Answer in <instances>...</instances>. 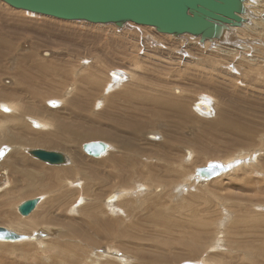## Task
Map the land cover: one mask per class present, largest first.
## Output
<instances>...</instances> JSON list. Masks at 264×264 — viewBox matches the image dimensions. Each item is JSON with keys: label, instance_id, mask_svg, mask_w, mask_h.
<instances>
[{"label": "rangeland", "instance_id": "obj_1", "mask_svg": "<svg viewBox=\"0 0 264 264\" xmlns=\"http://www.w3.org/2000/svg\"><path fill=\"white\" fill-rule=\"evenodd\" d=\"M253 2L258 23L246 16L250 26L234 29L230 43L202 45L189 33L177 38L130 21L119 28L61 19L0 0V147L9 148L0 159V215L7 218L0 226L31 234L27 222H34L42 233L36 240L0 241V264H264V0ZM200 99L207 108L196 105ZM142 103L159 107L161 115H151L158 124L146 126L150 115L142 117ZM32 117L50 121L55 140L69 138L74 153L25 144L48 132ZM95 128L112 134H73ZM99 139L112 146L103 156L83 151V143ZM29 148L60 150L70 162L51 165ZM241 152L247 154L236 160L242 168L206 182L194 177L196 167ZM73 156L81 166L70 176L26 174L37 164L47 173L46 167L64 168ZM166 176L172 180L159 194L142 187L147 177ZM126 189L131 194L111 204L110 193ZM34 197H41L36 208L21 214L18 205ZM122 218L131 235L124 247L103 227ZM135 231L142 240H133Z\"/></svg>", "mask_w": 264, "mask_h": 264}, {"label": "water", "instance_id": "obj_2", "mask_svg": "<svg viewBox=\"0 0 264 264\" xmlns=\"http://www.w3.org/2000/svg\"><path fill=\"white\" fill-rule=\"evenodd\" d=\"M8 4L35 13L68 20H87L94 23H113L123 28L127 22L154 26L158 31L181 36L190 33L206 39H223L230 26H241L242 16L247 13L246 0H3ZM104 140H92L82 146L84 152L99 157L108 148ZM33 156L50 164L68 162V155L55 150L33 148ZM3 155V150L0 151ZM232 167L231 163L210 161L196 168V178L209 180ZM41 197L27 199L18 205L23 215H29ZM0 226V239L17 240L27 237ZM181 264H203L199 261H184Z\"/></svg>", "mask_w": 264, "mask_h": 264}, {"label": "bare ground", "instance_id": "obj_3", "mask_svg": "<svg viewBox=\"0 0 264 264\" xmlns=\"http://www.w3.org/2000/svg\"><path fill=\"white\" fill-rule=\"evenodd\" d=\"M246 5L248 6V11H247V13H245V14H243L242 16L245 18V22L243 23V25H241V26H230V30H228L226 33H225V36H224V38L223 39H219V38H214V39H212V40H210V39H206V41L204 42V43H201L200 42V44H202V45H204L207 41H210L212 44H216V42L217 41H219L220 43H222V44H228V43H230V33H232V31L234 30V29H238V28H242V27H248V26H250V18L249 17H246V16H251L252 18H253V20H257L256 18L254 19V12L252 13L251 11H253V9H254V5H255V2H253V0H246ZM256 6V5H255ZM21 10H23V9H21ZM251 10V11H250ZM23 11H28V10H23ZM33 13H35V12H33ZM40 14V13H39ZM42 15H46V14H42ZM49 16H51V15H49ZM55 17V16H54ZM58 18V17H57ZM62 19V18H61ZM68 20V19H67ZM259 20V19H258ZM260 21V20H259ZM258 21V22H259ZM130 22H133V21H130ZM130 22H128V23H130ZM257 22V21H256ZM257 22V23H258ZM262 22V21H261ZM94 23V22H93ZM254 23V22H253ZM252 23V24H253ZM104 24V23H103ZM106 24H109V23H106ZM112 24V23H111ZM139 24V23H138ZM142 25H144V27H145V25L146 24H142ZM146 27H154V26H151V25H146ZM157 30V29H156ZM158 31V30H157ZM158 32H160V31H158ZM161 33H165V32H161ZM166 34H170V35H173V34H171V33H166ZM190 34V33H189ZM182 35H184V36H186V35H188V33H184V34H182ZM190 35H192V36H194V37H199V41H200V36H197V35H193V34H190ZM175 37H177V38H181L180 36H175ZM239 46H243V45H239ZM244 47V46H243ZM45 53V52H44ZM48 53V52H47ZM50 53V52H49ZM47 55V54H46ZM38 58V57H37ZM48 65V64H47ZM38 67H39V65H37ZM41 66H42V64H41ZM41 66H40V68H41ZM44 66H46V65H43L42 67L44 68ZM49 66V65H48ZM48 66H47V68H48ZM46 68V69H47ZM41 70V72L43 71V69L41 68L40 69ZM40 70H38L39 72H40ZM40 72V73H41ZM44 72V71H43ZM126 73V72H125ZM45 74V73H44ZM44 74H42V75H44ZM113 74H122L120 71H113ZM129 74V73H128ZM112 75V74H111ZM126 75V74H125ZM125 75H124V77H120L122 80H118L117 82H125V80H123L124 78H125ZM113 76V75H112ZM43 77H45V76H43ZM65 76H63V78H64ZM128 77V76H127ZM46 78V77H45ZM44 79V78H43ZM45 82V81H44ZM108 89H109V87H108ZM69 90H72V87H71V89H69ZM137 91V90H136ZM139 91V90H138ZM178 91V90H177ZM133 92V91H132ZM159 92V91H158ZM151 93V92H150ZM162 93H165V92H162ZM146 94V93H145ZM168 94H170V93H168ZM122 95V94H121ZM129 95V94H128ZM127 95V97H129ZM147 95V94H146ZM145 95V96H146ZM151 95V94H150ZM165 95H167L166 93H165ZM126 96V95H125ZM144 97V96H143ZM140 98V97H139ZM148 98V97H147ZM150 98H152V97H150ZM111 99H112V97H111ZM126 99V98H125ZM137 99H138V97H137ZM144 99V98H143ZM207 99V98H206ZM156 100H157V98H156ZM182 100V99H181ZM158 101V100H157ZM156 101V102H157ZM183 101V100H182ZM115 102V101H114ZM117 102V101H116ZM134 102V101H133ZM151 102V101H150ZM170 102H172V100L171 99H167L166 100V103L168 104V105H170V104H172V103H170ZM181 102V101H180ZM207 102V100L205 101L204 99H200V100H198L197 102H196V105L197 106H199V108H201V107H205V108H207V104L208 103H206ZM128 103H129V108L130 107H132L131 106V99L129 98L128 99ZM184 103V102H183ZM135 104H136V102H135ZM134 104V105H135ZM178 105H179V107H180V104H182V102L181 103H177ZM5 106V107H9V104L7 103V104H2V106ZM126 105V104H125ZM124 105V106H125ZM113 106V105H112ZM182 106L183 105H181V107H180V111H179V114H184L183 113V109H185V107L184 108H182ZM186 107H188V106H186ZM208 107H209V105H208ZM118 108H120L119 107V104L117 105V109ZM125 108H128V107H124L123 109H121V110H123V111H126L125 110ZM134 108V110H136L137 112H138V110H142V117H147V116H149L150 115V120H148L147 122H146V126L148 127V126H150V127H153L154 126V124L155 123H157L153 118H155V117H152L153 115H157V116H159V115H161L160 113H158V111H160L159 110V107H157V105L156 106H149L148 104H145V103H142V106H141V108L140 109H136V108H138V107H136V106H134L133 107ZM132 108V109H133ZM6 109V108H5ZM116 109V110H117ZM187 109V108H186ZM114 110V109H113ZM112 110V111H113ZM119 110V112H120V115L119 116H121V111H120V109H118ZM117 110V111H118ZM133 111V110H132ZM161 112V111H160ZM129 113V112H128ZM135 113V112H134ZM204 113V112H203ZM113 114V113H112ZM141 114V113H140ZM139 114V115H140ZM166 113H163L162 115H165ZM186 114V113H185ZM189 114V113H188ZM187 114V115H188ZM206 114V113H205ZM130 115V114H129ZM136 115V114H135ZM152 115V116H151ZM186 115V116H187ZM126 116V115H125ZM189 116V115H188ZM187 116V117H188ZM128 117V116H127ZM167 117V116H166ZM163 118H165V117H163ZM186 118V117H185ZM32 119V122H33V124L34 125H36V126H38V127H45L46 129H48V132H46L47 130H45L44 132H40V133H34L30 138H28L26 141H24V143L25 144H33V145H35V144H42V145H45V146H49V147H56V148H65V149H67V151L68 152H70L71 154H73L74 153V148L71 146V147H66V144L69 142V138H67L66 137V139H64V143H59L57 140H55V134H56V130H50V129H53V124L50 122V121H47V122H42V121H40V120H38V119H36V118H34V117H32L31 118ZM115 119V118H114ZM153 119V120H152ZM188 119V118H187ZM48 120V119H47ZM55 120V119H54ZM123 122V121H122ZM204 123V122H203ZM158 124V123H157ZM221 125V124H220ZM55 127H57V126H55ZM143 128V127H142ZM211 128H213V127H211ZM240 128V127H239ZM67 130V129H66ZM218 130H220V129H218ZM36 131V130H35ZM143 131V130H142ZM212 131V130H211ZM216 131V130H215ZM235 131V130H234ZM233 132V131H232ZM241 132V131H240ZM73 134H75V136L76 137H79V136H85V137H88L89 135H94V136H104V135H106V136H111V134L112 133H110V132H104V133H102V132H100V131H96V128H95V130L94 131H87V132H81V133H79L78 135L75 133V132H73ZM234 134H236V132L234 133ZM239 134V133H238ZM215 135V134H214ZM152 138L154 137L155 138V135H150ZM240 136H238V138H239ZM245 139H246V141H249V139H251V136L249 135V136H247V137H245ZM13 140V139H12ZM100 140V139H99ZM122 140V139H121ZM92 141V140H91ZM105 141V140H104ZM235 141V140H234ZM16 142V141H15ZM88 142V141H87ZM108 142V141H107ZM127 143V142H126ZM84 144V143H83ZM17 145V144H16ZM23 145V144H22ZM212 145V144H211ZM220 145H222V144H220ZM19 146V145H18ZM32 146V145H31ZM83 146V145H82ZM109 148L101 155V156H103L108 150H110L111 148H112V146L110 145V143H109ZM207 147H210V145L209 146H207ZM18 148V147H17ZM121 148V147H120ZM8 147L7 146H5V145H3V146H1L0 147V151L1 150H3V155H0V159H2L7 153H8ZM31 149H33V148H29L27 151L29 152ZM45 149V148H44ZM18 150H20V149H18ZM47 150H51V149H47ZM144 150V149H143ZM15 151V150H14ZM55 151H57V152H62V151H60V150H55ZM17 152V151H16ZM190 152V154H189V159L187 158V161H189L190 159H191V156H193L191 153H193V151H189ZM30 153V152H29ZM63 154H65L66 156L68 155V154H66L65 152H62ZM31 154V153H30ZM32 155V154H31ZM246 155V156H245ZM101 156H99V157H101ZM35 157V156H34ZM95 157V156H94ZM146 157V156H145ZM144 157V158H145ZM247 157V154H244V152H241L240 154H238L236 157H231V158H228V159H224V160H211V161H221V162H223V163H225V164H227V163H231L232 164V167L228 170V171H230V170H232V169H238L239 167L240 168H242V166H240V164H238L237 162H236V160H245V158ZM36 158H38V157H36ZM39 160H41L40 158H38ZM70 159H69V156H68V162L67 163H69L70 161H69ZM18 161H20V160H18ZM42 161H44V160H42ZM81 160L79 159V158H77L76 156H73V160H72V162H71V164L70 165H68V166H65L64 168H60V169H58V168H54V167H46V168H48L49 170H50V173H47V170L43 167V166H41V165H39V164H37L36 166H35V171L34 170H28V171H26V174L28 175V176H33V177H43L44 175L45 176H48V175H52V174H55V175H60V176H62V177H65V176H70V175H72L73 173H75L76 172V169L78 168V167H80L81 166V162H80ZM46 162V161H45ZM210 162V161H209ZM209 162H207V164L209 163ZM48 163V162H47ZM206 164V165H207ZM52 165V164H51ZM54 165H61V164H54ZM151 166H152V164H151ZM150 166V167H151ZM205 166V165H204ZM173 167V166H172ZM143 168V167H142ZM166 168H167V166H166ZM165 168V169H166ZM197 168V167H196ZM196 168H195V170H196ZM169 169V171H167L166 173H168V172H172L173 171V168H168ZM148 171H149V169H148ZM188 172V171H187ZM145 173V172H144ZM185 174H187V173H185ZM221 175V174H220ZM168 176V175H167ZM166 176V178H164L163 180H156L155 178H152V179H150V178H145L144 179V182H142V187H147V188H150V189H153L154 191H156L157 192V190H159L158 191V193L157 194H159L160 193V191H162V189L164 188V186H163V188H162V183H166L168 180H172V177L171 178H168ZM190 174L189 175H187V179H189L190 180ZM219 176V175H218ZM158 177H160L161 178V176H158ZM194 177H196V172L194 171ZM217 177V176H216ZM142 178H143V176H142ZM178 179V178H177ZM198 179V178H197ZM153 180V181H152ZM174 181V180H173ZM176 181V180H175ZM198 181H200V179H198ZM207 180H205V182H206ZM148 183V184H147ZM168 183V182H167ZM166 186V185H165ZM139 187H141V186H139ZM144 187V188H145ZM169 187V186H168ZM164 189H166V187L164 188ZM141 190V189H140ZM146 190H148V189H146ZM152 190V191H153ZM149 191V190H148ZM151 191V192H152ZM153 191V192H154ZM131 191L130 190H128V189H126V190H117V191H115V192H113V193H110V195H109V197H108V199H109V201L111 202V204H113V201H118V200H120V199H122L123 197H126L127 196V194L128 193H130ZM169 192H172L171 190H169ZM143 193V192H142ZM168 193V192H167ZM175 193V192H174ZM131 194V193H130ZM133 194V193H132ZM145 194V193H144ZM152 194H154V193H152ZM129 195V194H128ZM84 196H82V197H80V202H78V203H81L82 201H84V198H83ZM107 199V198H106ZM108 201V202H109ZM110 204V203H109ZM116 205V204H115ZM115 205H111L112 207H118L117 205L115 206ZM110 206V205H109ZM75 207H77V206H75V205H73V208H72V211L71 212H76L77 210L76 209H74ZM126 209V208H125ZM128 210V209H127ZM19 211V210H18ZM122 211V210H121ZM20 212V211H19ZM128 212L131 214L132 212H134L133 210H131V211H129L128 210ZM21 213V212H20ZM115 213H122V212H119L118 210L117 211H115ZM22 214V213H21ZM77 214L79 215V213L77 212ZM76 214V215H77ZM122 215H124V217H125V219H126V216H125V214L124 213H122ZM154 216L156 217L157 215H155L154 214ZM0 218L1 219H7L6 218V216H4V215H0ZM85 220H88L87 219V217H83ZM135 221V220H134ZM134 221H132V224L134 223ZM136 222V221H135ZM27 227H26V229H28V228H31L30 230H32V229H34L33 231H32V233L31 234H26V235H28L27 237H24L25 239H17V240H7L8 242H19V241H24V240H36L37 238H40V236L42 235V233L40 232V231H37V229H35L34 228V226H35V224H34V222L32 223V222H27ZM94 225H97V223L96 224H94ZM134 225H135V223H134ZM133 225V226H134ZM116 226V227H115ZM103 227L105 228V233L103 232V235L105 234V236L106 237H110V239H112V241H114L115 243H117L118 245H121V246H123V245H125V244H128V242H127V240H130L131 239V235L129 234V233H127V235H126V231L130 228V226H128V225H125V223H124V221H123V218H122V220L121 219H111L108 223H105L104 225H103ZM8 229H10V230H13V231H16V232H20L21 231V228L20 227H15V228H13V229H11L10 227H7ZM20 230V231H19ZM108 231H110L109 233H108ZM123 232H125L124 233V236H126L125 238L123 237ZM79 233H81L80 235L81 236H83V237H86V236H89V235H87V233H84L82 230H79ZM135 234H136V236L133 238V240H136V238H138V239H140V240H142V231H135ZM88 240H92L91 238L90 239H88ZM0 241H5V242H7L6 240H4V239H0ZM119 242V243H118ZM124 247V246H123ZM107 252L108 253H110V251H108L107 250ZM107 254V253H106ZM105 254V255H106ZM120 254V253H119ZM120 255H122V254H120ZM107 256V255H106ZM105 256V257H106ZM103 260V259H102ZM110 260V259H109ZM106 262V261H105ZM200 262V261H199ZM109 263V262H108ZM201 263H203V264H209L208 262H202L201 261ZM181 264V263H180ZM211 264V263H210Z\"/></svg>", "mask_w": 264, "mask_h": 264}]
</instances>
